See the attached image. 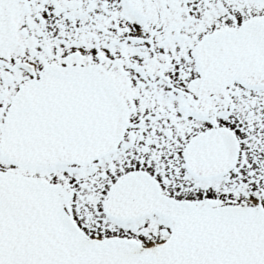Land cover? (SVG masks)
Returning <instances> with one entry per match:
<instances>
[{
    "label": "snow or ice",
    "instance_id": "1",
    "mask_svg": "<svg viewBox=\"0 0 264 264\" xmlns=\"http://www.w3.org/2000/svg\"><path fill=\"white\" fill-rule=\"evenodd\" d=\"M0 264H264V0H0Z\"/></svg>",
    "mask_w": 264,
    "mask_h": 264
}]
</instances>
